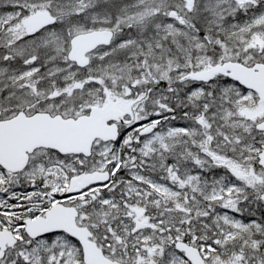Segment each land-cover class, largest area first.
Segmentation results:
<instances>
[{
    "label": "snow or ice",
    "instance_id": "snow-or-ice-1",
    "mask_svg": "<svg viewBox=\"0 0 264 264\" xmlns=\"http://www.w3.org/2000/svg\"><path fill=\"white\" fill-rule=\"evenodd\" d=\"M0 264H264V0H0Z\"/></svg>",
    "mask_w": 264,
    "mask_h": 264
}]
</instances>
